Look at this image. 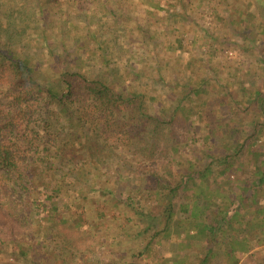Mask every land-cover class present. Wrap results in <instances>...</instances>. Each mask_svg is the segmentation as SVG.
<instances>
[{
  "label": "rangeland",
  "instance_id": "374dc122",
  "mask_svg": "<svg viewBox=\"0 0 264 264\" xmlns=\"http://www.w3.org/2000/svg\"><path fill=\"white\" fill-rule=\"evenodd\" d=\"M5 1L10 8H25L20 17L22 27L25 26L20 29V49L41 76L56 75L62 65L95 77L106 73L113 75L119 91L145 92L152 97L148 100L150 113L156 109L154 113L161 116H181L185 110L176 114L174 111L183 103L199 110L189 120H179L175 125L176 137L184 143L178 141L176 150L168 152L169 158L164 159L159 153L153 158L155 163L146 165L150 173L154 169L164 172L165 165L170 166L167 179L172 181L179 178V172H195L194 182H185L180 191L181 202L192 205L197 199L196 188H202L199 171L213 159L231 155L234 173L239 177L250 174L253 165L249 162L248 144L264 152V130H257L252 124L263 120L257 94L264 92V0ZM37 1L41 12L30 16ZM243 31L251 33L249 41L242 37ZM195 87L198 91L192 97L189 92ZM230 104L233 110L228 107ZM229 131L234 133L233 138ZM254 131L255 139H249ZM117 154L123 156L124 150H117ZM122 159L119 165L112 157L97 171L93 167L82 171L83 176L77 170L80 174L75 176L76 185L70 187L75 190H65L68 196L62 198L71 208L60 207L69 224L62 228L74 246L67 243V249L59 248L62 251H57V264L62 263L64 254L73 257L71 264H166L163 257L133 258V251L139 253L146 246L147 235L135 236L144 223L135 225L138 217L128 206L122 208L125 215L117 217L118 206L123 205H115L111 199L107 202L100 192H91L93 186L108 188L126 199L125 205L146 204L143 193L129 191L132 178L137 177L136 170L131 169L135 165L132 156ZM87 179H91L90 183ZM210 181L215 189L224 178ZM80 183H87L83 185L85 195L77 189ZM15 194L21 197L20 192ZM43 202L49 205L48 199ZM41 220V231L50 232L48 223ZM82 226L86 227L85 235L77 236L72 229ZM62 239L58 241L61 245ZM28 240L36 246L33 235ZM177 240L176 232L167 238L171 251L166 256L178 251L173 245ZM121 241L123 245L118 244ZM50 242L56 245L53 240ZM47 243L37 244L42 253ZM8 245L0 254V264H22V257L12 253L15 243L8 240ZM193 250L188 248L185 254ZM248 256L244 254L242 262Z\"/></svg>",
  "mask_w": 264,
  "mask_h": 264
},
{
  "label": "trees",
  "instance_id": "16d2710c",
  "mask_svg": "<svg viewBox=\"0 0 264 264\" xmlns=\"http://www.w3.org/2000/svg\"><path fill=\"white\" fill-rule=\"evenodd\" d=\"M6 3L0 0V254L12 240L16 245L12 253L22 257V264H57V251L74 246L62 228L69 224L60 207L71 208L62 200L68 196L65 190H75L70 187L76 185V174L83 176L82 171L91 167L97 171L112 157L120 165L122 158L130 155L137 177L132 178L129 191L143 193L145 205H125L126 199L112 189H90L100 192L107 202L111 199L115 205H123L118 206L117 217L124 216L122 208L128 206L138 217L135 225L144 223L135 236L147 235L146 246L139 253L133 251V258L152 255L163 257L166 264H264V152L248 144L253 166L243 177L234 173L235 162L229 154L208 162L199 171L202 188H196L197 199L192 205L181 202L180 191L185 182H194L195 172H179V178L172 181L167 179L170 166L165 165L164 172L154 169L150 173L146 165L155 163L153 158L159 153L164 159L170 157L168 152L176 150L178 141L183 142L176 137V123L189 120L199 110L183 103L174 111L185 110L181 116H161L154 113L156 109L150 113L148 100L152 97L145 92L119 91L111 73L95 77L62 65L56 75L41 76L20 49V29L25 28L20 17L25 8L16 10ZM39 12L37 1L30 16ZM241 33L247 41L252 37L246 31ZM197 91L195 87L189 95L193 97ZM257 99L263 120L252 124L264 130V92H258ZM228 107L234 109L231 104ZM233 134L229 131L228 135L233 138ZM255 135L254 131L248 138L255 139ZM119 149L124 150L123 156L117 154ZM219 177L224 182H218ZM211 179L218 182L215 189ZM86 184L77 188L81 195H85ZM15 191L20 192V198ZM46 199L49 205L43 202ZM41 219L50 232L41 231ZM72 230L84 236L86 227ZM175 232L179 241L173 245L178 251L166 256L171 251L167 238ZM30 235L37 239L36 246L28 240ZM43 241L48 247L42 253L37 244ZM188 248L194 249L191 254H185ZM244 254L249 256L242 262ZM61 256V264L74 261L72 256Z\"/></svg>",
  "mask_w": 264,
  "mask_h": 264
}]
</instances>
